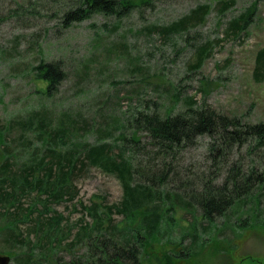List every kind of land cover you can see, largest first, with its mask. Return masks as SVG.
I'll return each mask as SVG.
<instances>
[{
  "label": "rangeland",
  "instance_id": "1",
  "mask_svg": "<svg viewBox=\"0 0 264 264\" xmlns=\"http://www.w3.org/2000/svg\"><path fill=\"white\" fill-rule=\"evenodd\" d=\"M149 1L121 19L96 12L64 28L52 0H0V145L5 150L0 147V163L8 154L12 169L21 170L25 161L39 158L48 146V138H37L44 129V137H50L59 152L69 150L74 158L83 145L101 142L116 154L122 149L120 137L130 135L126 120L153 103L165 116L193 101L248 123L264 122V64L258 68L256 62L264 51V0H230L224 12L220 1L227 0ZM201 4L210 8L199 23L164 33L163 28ZM247 9L252 13L246 27L227 34L228 22ZM53 60L60 62L64 78L49 95L35 69ZM209 142L206 135L198 137L193 147L167 161L182 170L183 180L193 179L212 164ZM146 143V137H140V145ZM251 147L237 149L232 159L240 157L264 173V144ZM148 154L140 151L134 165H145ZM77 167L80 170L66 178V194L59 201L36 192L20 198L23 208L36 205L28 222L20 224L23 233L40 214L60 219L54 258L66 263L85 252L76 235L84 225L93 228L88 209L97 204L101 213L111 215L110 222L104 217L103 227L112 224L141 235V264H264V185L253 189L258 200L235 204L214 220L203 218L194 203L164 202L157 226L147 234L142 211L123 218L109 210L123 194L115 174L87 162ZM195 185L200 189L198 181ZM175 187L173 182L161 189L182 193ZM18 209L16 204L9 211ZM3 235L0 254L17 264L14 259L21 258H13V252L1 253ZM28 236L32 253H39L41 240L33 232Z\"/></svg>",
  "mask_w": 264,
  "mask_h": 264
},
{
  "label": "trees",
  "instance_id": "2",
  "mask_svg": "<svg viewBox=\"0 0 264 264\" xmlns=\"http://www.w3.org/2000/svg\"><path fill=\"white\" fill-rule=\"evenodd\" d=\"M52 1L55 4L53 8H56L54 14L64 28L83 21L96 12L121 19L133 10L150 4L149 0ZM220 2L223 5L220 11L224 12L233 1ZM209 8L207 4L198 5L162 30L167 34L187 30L188 25L199 23ZM251 13L252 10L247 9L233 17L228 22L226 33L242 31L250 20ZM257 61L260 68L264 64V51L258 55ZM35 71L45 83L44 93L49 95L53 94L64 78L60 62L55 60L40 63ZM126 123L125 130H129L130 135L120 137L122 149L116 154L111 153L108 143L101 142L97 145H83L74 158V152H59L54 147L55 144L49 141L50 137H44L48 134L44 129L39 132L41 137L37 138L41 141L48 138V146L39 158L25 161L21 170H13L8 154L3 155L0 163V209H5L6 213L0 211V225L2 221L6 222L3 224L5 227L0 230V233L5 232V250H1V253H14L13 258H21L14 259L17 264H141L139 253L144 244L141 235H132L112 224L103 227L104 217L107 215L99 211L97 204L88 209L91 216H94L93 228L84 225L79 236L76 235L79 242L84 244L85 252L73 256L66 263L53 257V243H60L61 232L57 227L59 218L44 219L40 214L35 217L26 233L20 229V224L28 222L36 208L34 203L28 208L21 207V196L36 192L37 196L45 194L50 199L59 201L66 194V178L80 170L77 167L79 162L95 165L119 178L123 190L121 200L108 208L110 211L114 209L123 218L142 211L145 214L142 222L147 234L157 226L160 211L168 202L177 201L188 206L194 203L203 218L214 220L224 216L235 204L258 200V194L253 189L264 185V173L257 172L254 166L247 165L240 157H232L244 145H253L252 150L264 144V122L248 123L237 116L220 113L206 102L197 104L191 101L183 111L166 116L161 114L156 103L141 107ZM121 134H125V131ZM204 135L210 140L207 158L212 164L207 170L196 173L193 179L183 180L182 170L167 160L171 158L173 161L174 157H180L186 149L195 145L198 137ZM140 137H146L147 143L140 145ZM0 147L3 149L2 145ZM140 151L142 154H151H148L145 165L135 166L133 159ZM81 153L83 158L79 159ZM196 181L200 189L196 187ZM173 182H176V189L183 190L182 193L161 189ZM16 204L20 206L19 212L9 211ZM110 216H107L108 222ZM30 232L41 240L40 247L43 249L37 254L35 251L32 253L34 244L33 248L28 246ZM15 248L20 249L19 253L14 252ZM34 254L36 258H32Z\"/></svg>",
  "mask_w": 264,
  "mask_h": 264
},
{
  "label": "water",
  "instance_id": "3",
  "mask_svg": "<svg viewBox=\"0 0 264 264\" xmlns=\"http://www.w3.org/2000/svg\"><path fill=\"white\" fill-rule=\"evenodd\" d=\"M11 258L8 255L0 254V264H10Z\"/></svg>",
  "mask_w": 264,
  "mask_h": 264
}]
</instances>
